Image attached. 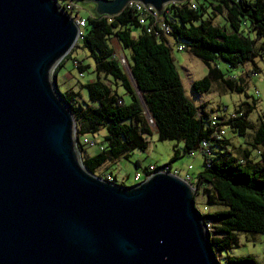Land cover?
Returning <instances> with one entry per match:
<instances>
[{
	"label": "water",
	"instance_id": "water-1",
	"mask_svg": "<svg viewBox=\"0 0 264 264\" xmlns=\"http://www.w3.org/2000/svg\"><path fill=\"white\" fill-rule=\"evenodd\" d=\"M128 1L159 14L184 0L82 3L110 17ZM77 32L55 0H0V264H218L187 183L156 171L121 187L75 156L49 75Z\"/></svg>",
	"mask_w": 264,
	"mask_h": 264
},
{
	"label": "trees",
	"instance_id": "trees-1",
	"mask_svg": "<svg viewBox=\"0 0 264 264\" xmlns=\"http://www.w3.org/2000/svg\"><path fill=\"white\" fill-rule=\"evenodd\" d=\"M221 15L222 22L213 23ZM161 17L169 27L168 38L146 33L138 24L136 14L129 9L124 8L110 17L88 16L78 40L80 48L92 60L95 74L92 82L83 85L89 103L81 105L76 92H56L74 120L75 147L81 164L93 175L104 163L126 159L133 150L144 151L146 136L151 134L148 120L153 124L157 141L180 143L181 155L197 151L202 165L192 178L193 186L195 190L201 187L206 206L225 208L201 217L209 228L208 241L213 253L225 252L235 242L234 232L264 237V112L253 127L247 121L253 103L242 102L229 115L215 116L206 113L202 105L196 107L190 103L171 60L169 40L182 46L206 67V74L192 83L195 94L207 92L212 83H218L224 91L241 93L242 79L225 78L214 62L235 68L254 64L256 58L264 57V0H197L195 9H190L185 2L168 3ZM111 39L121 51L129 52L130 78L114 56L109 44ZM77 41L63 59L77 47ZM73 62L79 73L87 68L75 59ZM256 72L254 68L246 69L244 76ZM118 88L129 97L128 103L117 95ZM213 118L214 125H211ZM224 127L241 137L246 130H253L250 147L256 152L255 161L250 159L247 149L232 148L234 152H230L223 135L220 139L214 137V133ZM100 130L104 132L100 152L84 155L83 146L87 145L82 144V139ZM202 142L207 144L204 150ZM178 155L173 148L171 160ZM164 167L153 168L156 172ZM97 177L107 181L106 177ZM109 178V182L115 184ZM223 262L257 264L251 257L226 256Z\"/></svg>",
	"mask_w": 264,
	"mask_h": 264
},
{
	"label": "rangeland",
	"instance_id": "rangeland-1",
	"mask_svg": "<svg viewBox=\"0 0 264 264\" xmlns=\"http://www.w3.org/2000/svg\"><path fill=\"white\" fill-rule=\"evenodd\" d=\"M75 9H77V17L86 19L89 16L88 10L91 4L82 3L79 0H71ZM57 4L61 5L63 0H56ZM223 15L217 16L213 23L222 22ZM82 31V29H81ZM249 38H253L252 34H248ZM170 44L172 42L169 40ZM177 44L170 45V56L177 72L180 85L186 99L194 106H203V109L210 116H215L219 113L223 115H229L236 107L242 102L253 103L254 107L247 116V121L255 127L258 116L264 112V57L256 58L254 63L257 67L255 75L248 74L243 76L241 80L242 92H228L224 91L218 83H212L209 90L202 94H195L192 90V83L201 79L206 74V67L197 58L191 56L186 49L177 51ZM120 53V52H119ZM118 53V54H119ZM115 57L119 60L120 57H124L125 63L122 68L125 74L129 76V69L127 64L129 60V52L122 51L123 56ZM73 59L81 62L83 66L87 68L81 72V77L78 76V71L73 67ZM127 62V63H126ZM214 65L219 69L225 78L238 77L240 75L239 70L241 66L235 68H229L227 65L220 61H215ZM93 63L86 51L82 50L77 41V47L69 54L68 57L62 59L60 65L55 69L54 76L56 81V87L59 93H65L67 91H73L78 94V102L81 105L89 103L87 94L83 85L94 80L95 74L93 73ZM49 82L52 83V73L49 75ZM106 84L108 81L104 80ZM117 95L122 98L125 103L129 102V97L123 94L121 88H118ZM225 108V111L221 112ZM151 127V134L146 136V149L144 151L133 150L129 153L126 159L119 158L113 162H107L98 167L94 176L102 178L111 177L116 185L122 187H131L142 181V170L148 167L160 168L168 164V167L163 169L169 173H175L177 177H183L184 173H188L190 178H194L198 171L201 169L202 157L194 151L190 155H181V144L173 141L156 140L155 133ZM223 136L228 141L230 152H234L235 149H247L250 151V159L255 161V150L251 149V138L253 130L248 129L244 136H237L229 127L223 128ZM104 135L103 130H100L94 136H86V139H90L94 142L93 146H83V153L87 156H92L100 152L103 147L101 141ZM73 148V147H72ZM173 148L177 149L179 155L171 160L173 154ZM75 156L80 158L79 152H74ZM234 155H237L235 153ZM191 169L187 171V167ZM140 175L138 181H134V174ZM193 193V206L194 209L200 214L222 211L225 208L220 205L206 206L204 199L201 195V187L195 190ZM197 192V193H196ZM196 193V194H195ZM209 232V231H207ZM235 242L225 252L214 253L217 263L224 264L223 259L226 256L230 257H251L257 264H264V237L260 234H243L234 232Z\"/></svg>",
	"mask_w": 264,
	"mask_h": 264
},
{
	"label": "built area",
	"instance_id": "built-area-1",
	"mask_svg": "<svg viewBox=\"0 0 264 264\" xmlns=\"http://www.w3.org/2000/svg\"><path fill=\"white\" fill-rule=\"evenodd\" d=\"M196 1L197 0H184L183 2H185L190 9H195L196 7ZM215 2H220L222 0H213ZM236 1V0H233ZM61 7V9L68 15V17L75 23L78 32H77V40L80 39L81 37V29L84 27V19L77 17V9H75V7L73 6L72 2L70 0H64L62 2L61 5H59ZM125 9H129L131 11H133L136 14L137 17V22L139 25L143 26L144 31L146 33H154L156 35H161L165 38H168L169 36V27L163 22V19L161 17V12L163 10H161V12L159 14H157L153 9H151L150 7L141 4L140 2L137 1H128L125 6ZM76 40V41H77ZM172 45L169 43V46ZM177 51H182L183 47L182 46H177L176 47ZM119 63L121 64V66L125 63V59L124 57H120L119 58ZM73 67H76L77 64L75 62L72 63ZM78 76L81 77V73H78ZM151 120H148V123L151 127ZM214 118L211 122V125H214ZM223 135V131L222 129L217 130L214 133V137L216 139H220V137ZM82 144H86L88 146H93L94 142L91 141L90 139H82ZM201 148L204 150L205 148H207V144L205 142L201 143ZM206 152V151H205ZM207 154V152H206ZM191 169L190 166L187 167V171H189ZM161 172H167V170H159ZM154 168L153 167H148L145 171V173H141L142 175V180H145L147 178H149V176L151 174H153ZM172 175L176 176L177 175L175 173H171ZM140 175L138 173L134 174V181H138L139 180ZM179 178V177H178ZM181 180H183L185 183H187L191 188L194 187L193 186V181L192 178H190V176L188 175V173H184L183 177H180ZM106 180L109 182L110 178L106 177ZM207 229V228H206ZM207 231H209V228L207 229Z\"/></svg>",
	"mask_w": 264,
	"mask_h": 264
},
{
	"label": "crops",
	"instance_id": "crops-1",
	"mask_svg": "<svg viewBox=\"0 0 264 264\" xmlns=\"http://www.w3.org/2000/svg\"><path fill=\"white\" fill-rule=\"evenodd\" d=\"M88 13H89V16H91V15H94V13H93V5H90L89 6V10H88ZM83 19V18H82ZM109 44H110V46H111V48L113 49V52H114V56H115V54H118L119 52V54H118V56H123L122 55V51L120 50V48H119V46H118V44H117V42L114 40V39H111L110 41H109ZM116 58V57H115ZM255 69V70H257V67H256V65H255V63L254 64H247V65H244L243 67H241V69L239 70V73H240V75L238 76V77H236V79H242L243 78V76H244V72H245V70L246 69ZM53 81H54V84H55V86H56V81H55V76H54V78H53ZM56 89H57V87H56ZM84 155H86L85 153H83Z\"/></svg>",
	"mask_w": 264,
	"mask_h": 264
}]
</instances>
